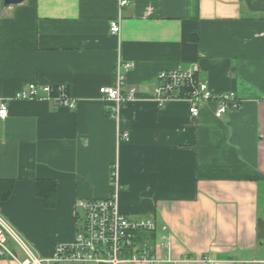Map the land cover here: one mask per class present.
I'll list each match as a JSON object with an SVG mask.
<instances>
[{
    "label": "crops",
    "instance_id": "obj_1",
    "mask_svg": "<svg viewBox=\"0 0 264 264\" xmlns=\"http://www.w3.org/2000/svg\"><path fill=\"white\" fill-rule=\"evenodd\" d=\"M120 1L0 0V180L13 183L0 214L49 257L75 236L76 201L111 195L117 164L121 210L158 225L142 241L173 235L174 261L160 264H264V0ZM119 61L137 98L117 118L100 88ZM189 69L239 107L220 119L214 102L198 117L185 100L158 106L157 75ZM29 83L64 84L76 105L15 98ZM39 180L55 184L50 204Z\"/></svg>",
    "mask_w": 264,
    "mask_h": 264
},
{
    "label": "built area",
    "instance_id": "obj_2",
    "mask_svg": "<svg viewBox=\"0 0 264 264\" xmlns=\"http://www.w3.org/2000/svg\"><path fill=\"white\" fill-rule=\"evenodd\" d=\"M127 3V0H121L120 6ZM120 31V20H112L111 33L119 34ZM132 66L130 62L119 61L115 69V83L100 88L103 98L111 103L113 117H119L123 104L137 98L136 87L131 86L128 90L124 89L125 71ZM15 98H46L57 105L69 107L76 105L64 84L29 83L16 93ZM153 99L158 106H163L171 100H185L194 117L200 115L206 104L214 102L217 105L214 114L220 119L226 116L230 108H237L240 105V99L234 91L213 92L206 81L198 79L196 69L161 71L157 75ZM8 115V99H2L0 117L6 119ZM119 138L128 140L129 133L122 132ZM111 183L113 189L109 197L76 201L78 228L75 236L71 241L57 243L53 254L49 257H40L0 214V259H9L17 264H123L125 262L160 264L161 262H173V235L166 233L168 226L162 227L160 241L151 247L149 242L142 241L141 238L144 233L155 234L158 231L156 221L149 217H129L121 210L122 182L117 164L111 170ZM10 242L16 244L25 255L21 256L18 251L13 250Z\"/></svg>",
    "mask_w": 264,
    "mask_h": 264
},
{
    "label": "trees",
    "instance_id": "obj_3",
    "mask_svg": "<svg viewBox=\"0 0 264 264\" xmlns=\"http://www.w3.org/2000/svg\"><path fill=\"white\" fill-rule=\"evenodd\" d=\"M13 188V183L10 180H0V200H4L9 197ZM38 192L43 195L47 202L50 204L55 196V184L52 181L39 180ZM130 254V252H129Z\"/></svg>",
    "mask_w": 264,
    "mask_h": 264
},
{
    "label": "water",
    "instance_id": "obj_4",
    "mask_svg": "<svg viewBox=\"0 0 264 264\" xmlns=\"http://www.w3.org/2000/svg\"><path fill=\"white\" fill-rule=\"evenodd\" d=\"M24 1L25 0H3V4L6 7H9V6H12V5L23 3Z\"/></svg>",
    "mask_w": 264,
    "mask_h": 264
}]
</instances>
